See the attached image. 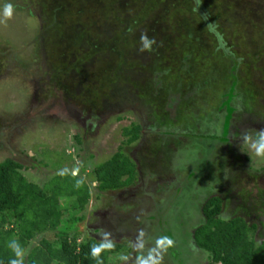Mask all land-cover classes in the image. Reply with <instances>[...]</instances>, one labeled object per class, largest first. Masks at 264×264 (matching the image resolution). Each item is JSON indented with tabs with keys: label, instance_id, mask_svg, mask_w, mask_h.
<instances>
[{
	"label": "rangeland",
	"instance_id": "374dc122",
	"mask_svg": "<svg viewBox=\"0 0 264 264\" xmlns=\"http://www.w3.org/2000/svg\"><path fill=\"white\" fill-rule=\"evenodd\" d=\"M7 4L0 162L38 184L65 171L84 180L89 199L68 234L121 243L112 264H136L144 229L145 255L168 236L162 264H209L192 230L216 196L222 217H243L264 243V157L233 139L264 129V0H0V20ZM142 33L152 52L139 51ZM119 146L137 176L101 190L94 169Z\"/></svg>",
	"mask_w": 264,
	"mask_h": 264
},
{
	"label": "trees",
	"instance_id": "16d2710c",
	"mask_svg": "<svg viewBox=\"0 0 264 264\" xmlns=\"http://www.w3.org/2000/svg\"><path fill=\"white\" fill-rule=\"evenodd\" d=\"M122 135L124 142L132 143L140 136V126L123 128ZM20 168L11 158L0 162V264H10L17 258L9 247L12 240L18 241L21 247L23 264H98L91 249L102 240L88 237L76 241V235L68 234L81 218L75 217L72 211L83 209L89 199L84 180L65 171L38 184L27 179ZM94 174L101 190L125 187L137 176L135 163L121 152L120 146L109 159L95 167ZM61 198L71 201L65 204ZM221 208L218 197L207 198L201 208L204 218L192 230V239L206 254L208 263L264 264V243L257 245L251 236L255 225L248 224L241 216L222 217ZM169 220L162 221V231H169ZM185 220L186 217L179 223L181 234L187 226ZM48 230L56 231L53 240L44 236ZM35 237L36 243L30 246ZM112 242L114 248L100 254L102 264H112L114 255L123 248L121 243Z\"/></svg>",
	"mask_w": 264,
	"mask_h": 264
},
{
	"label": "clouds",
	"instance_id": "9594fccd",
	"mask_svg": "<svg viewBox=\"0 0 264 264\" xmlns=\"http://www.w3.org/2000/svg\"><path fill=\"white\" fill-rule=\"evenodd\" d=\"M13 14V8L11 4L5 5L3 9L4 20H0V23H6L7 19H10ZM156 43L155 38H149L146 33H142L140 37V48L141 53L147 51L152 52V45ZM233 139L240 141V145H247L248 149L253 152L257 157H264V129L256 131L255 137L252 136L250 130H242L239 135L233 134ZM76 175V174H74ZM101 237H107L110 233L102 231ZM146 233L144 229H140L137 235L136 247L138 255L136 258V264H162L163 257L167 253L168 248L174 246V241L168 236H160L155 239L152 246L148 247L147 254L143 253L148 241L145 239ZM114 243L111 240L104 241L99 245H94L91 249V254L94 259H97L98 264H102L100 260V254L104 250H111L114 248ZM9 247L14 252L16 259H12L10 264H23L22 250L16 240L9 242ZM121 260H127L128 256H121Z\"/></svg>",
	"mask_w": 264,
	"mask_h": 264
},
{
	"label": "flooded vegetation",
	"instance_id": "af4514ba",
	"mask_svg": "<svg viewBox=\"0 0 264 264\" xmlns=\"http://www.w3.org/2000/svg\"><path fill=\"white\" fill-rule=\"evenodd\" d=\"M215 151V150H214ZM219 155H221V154H219ZM223 156H226V155H223ZM136 173H137V167H136ZM223 205V204H222ZM220 211H223V209L222 210H220Z\"/></svg>",
	"mask_w": 264,
	"mask_h": 264
}]
</instances>
